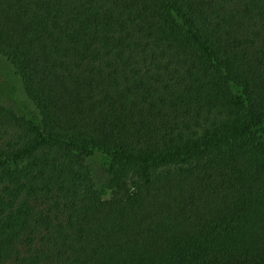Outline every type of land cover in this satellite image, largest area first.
I'll list each match as a JSON object with an SVG mask.
<instances>
[{"label":"trees","instance_id":"1","mask_svg":"<svg viewBox=\"0 0 264 264\" xmlns=\"http://www.w3.org/2000/svg\"><path fill=\"white\" fill-rule=\"evenodd\" d=\"M0 264H264V0H0Z\"/></svg>","mask_w":264,"mask_h":264},{"label":"rangeland","instance_id":"2","mask_svg":"<svg viewBox=\"0 0 264 264\" xmlns=\"http://www.w3.org/2000/svg\"><path fill=\"white\" fill-rule=\"evenodd\" d=\"M22 103L18 80L10 66L0 59V105L17 110Z\"/></svg>","mask_w":264,"mask_h":264}]
</instances>
